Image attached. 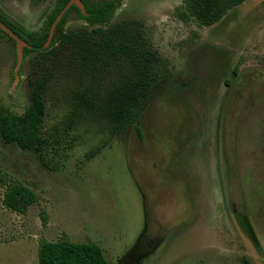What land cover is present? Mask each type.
Instances as JSON below:
<instances>
[{"label":"rangeland","instance_id":"rangeland-1","mask_svg":"<svg viewBox=\"0 0 264 264\" xmlns=\"http://www.w3.org/2000/svg\"><path fill=\"white\" fill-rule=\"evenodd\" d=\"M58 1L0 0V12L37 31ZM180 7L124 0L111 23L138 21L157 54L142 137L106 116L118 67L98 79L79 65L43 70L48 166L0 137V169L38 195L17 213L0 185V264H39L40 239L64 236L97 242L109 264H264V0L210 26ZM67 27L98 25L72 11ZM2 30L0 107L22 114L36 52L16 42L15 54Z\"/></svg>","mask_w":264,"mask_h":264},{"label":"trees","instance_id":"trees-1","mask_svg":"<svg viewBox=\"0 0 264 264\" xmlns=\"http://www.w3.org/2000/svg\"><path fill=\"white\" fill-rule=\"evenodd\" d=\"M69 1L59 0L37 31L17 25L5 13L0 12V20L29 44L23 47V52H36L34 65L39 68L37 72L40 71L36 72L35 78H30V103L24 113L17 114L0 107V137L6 143L34 151L47 166L45 155L49 139L43 129L46 118L44 94L51 77L44 75V69L50 70L57 63L62 65L59 68L68 64L79 65L82 73L95 75L98 79L99 76L112 74L107 73L109 68L118 67L107 94L106 116L114 131H125L133 126L140 137L143 136V128L139 111L156 87L154 66L157 54L148 39L143 37L139 22L124 20L111 24L123 0H81L85 13L73 4L58 23L57 35L50 39L51 27ZM244 1L246 0H184V8H179V15L184 20L194 18L201 25L210 26ZM72 11L89 24L98 27L92 30L68 29L67 19ZM2 31L10 37L15 47L16 40L6 31ZM61 56L63 59H60ZM82 98L84 104L91 105L87 98ZM0 185L5 187L4 204L17 213L28 212L30 206L38 200L33 189L11 178L1 169ZM43 218L46 223L45 213ZM38 258L39 264H109L100 244L91 240L78 242L68 236L56 241L41 238Z\"/></svg>","mask_w":264,"mask_h":264},{"label":"water","instance_id":"water-1","mask_svg":"<svg viewBox=\"0 0 264 264\" xmlns=\"http://www.w3.org/2000/svg\"><path fill=\"white\" fill-rule=\"evenodd\" d=\"M73 4L78 5L81 8L82 12L85 13V7H84V4L81 2V0H70L68 2V4L60 12V14L57 16L56 20L54 21V23L51 27V31H50V39H52V37L55 33V30L57 29L58 23L60 22L62 17L65 15V13L68 11V9ZM0 27L16 40L18 46L21 47V51H23L24 46H29V44L24 39H22L13 29H11L9 26H7L5 23H3L1 20H0Z\"/></svg>","mask_w":264,"mask_h":264},{"label":"flooded vegetation","instance_id":"flooded-vegetation-1","mask_svg":"<svg viewBox=\"0 0 264 264\" xmlns=\"http://www.w3.org/2000/svg\"><path fill=\"white\" fill-rule=\"evenodd\" d=\"M124 1V0H123ZM123 1L121 2V4L123 3ZM56 6V5H55ZM78 6V5H77ZM121 6V5H120ZM79 7V6H78ZM80 8V7H79ZM54 9V7L52 8ZM81 9V8H80ZM118 9V8H117ZM11 20V19H10ZM12 21V20H11ZM18 25V24H17ZM11 28V27H10ZM25 28V27H24ZM12 29V28H11Z\"/></svg>","mask_w":264,"mask_h":264}]
</instances>
